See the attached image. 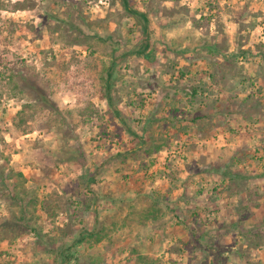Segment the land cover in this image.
<instances>
[{
	"label": "rangeland",
	"instance_id": "rangeland-1",
	"mask_svg": "<svg viewBox=\"0 0 264 264\" xmlns=\"http://www.w3.org/2000/svg\"><path fill=\"white\" fill-rule=\"evenodd\" d=\"M128 3L146 21L120 0H0V264H264V174L231 181L253 203L232 218L200 166L264 173V126L185 138L169 117L190 94L199 115L264 114V0ZM204 60L236 82L209 85Z\"/></svg>",
	"mask_w": 264,
	"mask_h": 264
},
{
	"label": "crops",
	"instance_id": "crops-1",
	"mask_svg": "<svg viewBox=\"0 0 264 264\" xmlns=\"http://www.w3.org/2000/svg\"><path fill=\"white\" fill-rule=\"evenodd\" d=\"M211 66L212 65L210 62H208L207 60H204L203 65L201 67L202 70L207 71V72H204V74L202 76H203V80L208 82L209 85L212 81L213 86H216L217 88L223 87V84L227 80V78L229 79L230 82H233V83L236 82V79H235L236 74H229V73L223 74L224 77L223 76H218V77L214 76V79H213L212 74H211V72H212ZM214 69H215V67H214ZM211 77H212V79H211ZM261 82H264V81H261ZM199 93H200V95H204V94H201V92H199ZM192 97H193L192 94H190L189 96L187 95L185 97L186 106H188L189 108L187 110L184 108L185 111L183 114L181 113L182 115L176 112L175 108L177 106L172 107V113L169 115V117L174 120V122H172L170 125V127L173 128V132H180L181 134L184 135L185 138L186 137L190 138V136L197 137L198 135L203 136V134L206 135V133H208V134L214 133L215 135H217L219 137V134H221V133L226 135L227 132H229V133L235 132V131H233V128H236L237 125L236 126L233 125L234 121H236V123L243 124V126L245 127L247 125L246 120H250L252 122L250 124V126H251L250 131H254L257 133H259L257 131V130H259L258 127L264 126V114L260 113L258 110H250L249 115H246V112H242V114H241V110L235 108L236 105H232L231 101H229V100L223 101V103H221L220 101H213L212 106H214L215 111H210V113L202 112V115H199V113H198L199 111L195 107L196 100L194 101V97L193 98ZM204 99H205L204 103L203 102L200 103L201 108L205 107L204 105L208 102V100L206 98H204ZM218 104L221 106H224V105L226 106V109L224 110V112H221V109H219ZM228 106H230V107H228ZM216 117H218V119L220 117H221V119L225 118V120L224 121L220 120L221 122L214 124L212 122L217 120ZM209 119H211L212 121ZM222 129H224V130H222ZM222 145H223V143L212 144L213 150H215L216 146H222ZM208 150L209 149L203 150L205 157H206V154L209 153ZM208 162L209 161L207 160L206 162H203L202 165H200V166L206 165L205 166L206 168L203 169V174H204V176H208V180H211V178H214V180H216L215 183H213V184H215V186L218 185V187L215 188V190H218V193L215 195V197H216L217 201L221 202L220 206L224 205L226 203V205H224L223 207H220V208H222L220 210V213H223V212L229 210V212L232 215L231 217L234 218V214L239 216L240 212H242L243 209L248 210L253 203L250 202V200H249L250 197H246L244 194L245 193L244 191H246V188L244 189V191H242L240 193L239 191L237 192L236 190L232 189L231 183L233 182V180H243L245 178L257 179L256 177H259L260 174L263 175L264 173H262V172L259 173V171H258L256 173L257 175H254V176H250L249 173L239 175V173L233 172L234 173L233 174L230 171H227V170L221 171V169H218V166H216L217 163L214 161L210 164ZM230 163H232L231 159L228 162V164H230ZM254 166L255 165L253 164L252 167L254 168ZM254 170H256V169L254 168ZM201 171H202V169H201ZM260 171H261V169H260ZM185 172H186V178L190 181L191 177H193L192 172L188 173L187 170H185ZM204 179H205V177H204ZM253 189L255 190V187H253ZM262 191L263 190H261L259 192H262ZM258 196H260V195H256L255 197H258ZM263 196H264V194H263ZM263 196L258 197V198L260 200H263L264 199ZM262 197H263V199H261ZM254 205H257V203ZM254 205L252 206L253 209H254ZM245 212H247V211H245ZM252 214H254V210H253ZM248 219H250V218L248 217ZM244 220H245L244 222L249 221V220H246L245 218H244ZM233 221H234V219H233ZM233 225H234V227H235V225H236V227L237 226L239 227V225H237V221L234 222V224H232L230 226H233Z\"/></svg>",
	"mask_w": 264,
	"mask_h": 264
},
{
	"label": "trees",
	"instance_id": "trees-1",
	"mask_svg": "<svg viewBox=\"0 0 264 264\" xmlns=\"http://www.w3.org/2000/svg\"><path fill=\"white\" fill-rule=\"evenodd\" d=\"M121 1V5L124 8L125 11H127L128 13H136L142 16V18L146 21V15L145 13H141L140 11H135L134 9H132L128 3V0H120ZM20 175V174H18ZM13 196L15 199L18 200H22L23 196H29V192L24 189L23 185L21 182H15L13 184ZM154 210H157L154 205L152 207L151 204L145 206L142 209V213H143V217H146V215L148 213H152L154 212ZM159 210V209H158ZM22 216V215H21ZM97 222V221H96ZM106 227L104 226V224L100 221H98V223H96L94 225V227L92 229H87V230H82L77 238H76V242H93V243H97L99 241H101L105 235H106Z\"/></svg>",
	"mask_w": 264,
	"mask_h": 264
}]
</instances>
